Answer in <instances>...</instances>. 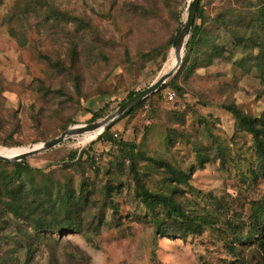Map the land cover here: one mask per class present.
<instances>
[{"label":"rangeland","instance_id":"obj_1","mask_svg":"<svg viewBox=\"0 0 264 264\" xmlns=\"http://www.w3.org/2000/svg\"><path fill=\"white\" fill-rule=\"evenodd\" d=\"M19 1L0 0V151L38 146L68 127L92 123L98 113L103 117L93 122L100 121L127 101L129 92L147 88L169 71L176 63L175 48L169 46V41L180 28L178 21L182 24L185 20L191 2L47 0L60 11L82 17L84 26L49 23L37 31L30 26L35 21L33 17L43 11L41 2L36 0L35 14L27 7L30 0H23L18 13L22 19L27 15L23 27L26 34L22 35L29 42L20 45L9 29L10 11ZM247 1L264 4V0H202L207 22L204 27L217 40L230 42V36L213 24L212 17L224 9L235 14L236 10H243ZM245 11L249 15L253 8ZM261 32L264 35L263 28ZM50 33L52 36H48ZM72 45H76L73 61L69 57ZM180 47L183 58V40ZM76 81L79 94L75 90ZM177 84L178 92L167 85L151 94L109 131L126 142L125 150L134 144L146 156L167 160L190 174L188 185L179 184L183 192L176 195L184 208L214 219V200L222 197L228 203L242 205V213H247L250 201L264 199V179L247 178L242 183L245 168L254 161L252 140L248 135L234 137V117L222 104L232 103L252 116L264 115V94L260 93L262 87L256 72L246 73L233 61L215 59L208 65L203 62L186 78L179 77ZM170 92L172 98L168 96ZM199 115L206 123L199 121ZM207 130L219 134L231 153L243 157L224 166L216 158L199 167L190 139ZM101 131L86 130L70 136L26 160L31 167L42 169L55 179L62 174L72 176L73 185L80 179L95 181V194L109 176H117L121 187L111 194L119 205L117 222L101 227L96 235L49 233L53 239L35 242L27 264H48L53 250L60 264H225L224 261L238 259L243 264H257L252 249L238 247L234 256L228 253L224 244L230 242L231 235L226 239L222 218L208 225L200 236L191 235L185 240L157 235L148 221V210L135 194L128 159L120 148L98 138ZM201 141L206 146L212 145L206 137ZM73 150L80 153L82 175L77 174L80 170L76 164L68 170L58 168L61 159ZM234 154L232 157H236ZM138 167L147 173L144 179L148 188L164 176L147 161H140ZM108 209L109 218L111 209ZM11 243L0 244L1 256L20 254L19 248Z\"/></svg>","mask_w":264,"mask_h":264},{"label":"trees","instance_id":"obj_2","mask_svg":"<svg viewBox=\"0 0 264 264\" xmlns=\"http://www.w3.org/2000/svg\"><path fill=\"white\" fill-rule=\"evenodd\" d=\"M38 1L41 2L40 9L43 11L33 17L35 21L30 26L37 31H40V26L49 23L54 26H60L62 23L84 26L82 17L60 11L47 0ZM22 2L23 0H20L14 10L10 11L9 29L10 34L20 45H27L29 39L22 35L26 34L23 27L27 15L25 14L22 19L18 13ZM202 6V0H199L179 69L151 94L167 85L178 92L179 77L186 78L203 62L208 65L215 59L223 62L233 61L235 66L246 73L255 71L262 87L260 93L264 94V35L261 32L262 28L264 30V4L256 5L247 1L243 10L235 9V14L224 9L212 17L213 24L222 29L225 35L230 36V42L217 40L218 37L207 31L204 27L206 20ZM27 7L37 13L36 0L28 1ZM250 8H253V11L247 15L245 10ZM178 25L180 27L181 20L178 21ZM48 36H52L51 33ZM173 39L174 36L171 37L169 46ZM75 56L76 45H72L69 49L70 60L73 61ZM74 79L77 80V76ZM78 85L76 81L75 90L79 94ZM140 91L129 92L127 100ZM58 92L62 94L61 90ZM147 97L133 107L130 113L142 105ZM222 106L234 117V137L248 135L252 140L254 161L245 168L242 183H245L247 178L252 181L264 179V115H249L232 103L225 102ZM102 117V114H95L91 122ZM198 118L200 122L206 123L200 115ZM65 127L67 126L65 125L63 129ZM109 130L103 131L98 138L120 148L128 159V167L135 183V194L141 206L148 210V221L154 226L157 235L175 236L185 240L191 235L200 236L208 225L222 218L226 239L231 235L230 242L225 241L224 244L228 253L234 256L238 247L252 249L257 264H264V199L250 201L247 213H242V205L228 203L226 198L219 197L214 200L216 209L214 219L211 216L201 217L194 210L184 208L176 196L178 192H183L179 184L188 185L189 173L167 160L146 156L141 150L136 149L134 144L129 143V149L125 150L126 142L113 137ZM204 137L212 142V145H204L201 141ZM46 138L47 136L44 137ZM231 141L235 142L232 138ZM190 142L199 167L216 158H219L221 166H224L230 161L234 163L238 160L237 157L241 156L231 153L229 145L225 144L219 134L212 133L211 130H207L205 134L201 131L198 135L192 136ZM79 154L76 150L69 152L65 159H61L62 165L58 168L68 170L69 166L76 164L80 170L77 174L82 175ZM232 154L236 157H232ZM140 161H147L161 170L164 176L158 184L155 183L150 188L146 186L147 181L144 177L147 173L138 167ZM120 184L117 176H109V179L98 186V193L95 194V181L89 183L87 179H80L73 185L72 176L62 174L60 179H55L42 169L31 167L26 158L22 163L0 160V244L12 241L11 246L18 247L20 251L18 255L14 253L0 255V264H27L35 242L53 239L49 233L81 232L84 235L87 233L96 235L101 227L117 222L119 205L113 201L111 194L120 189ZM95 195L97 196L94 198ZM108 208L111 209L109 218L108 213L106 215ZM224 263L243 264L240 259ZM48 264H60L54 250L49 255Z\"/></svg>","mask_w":264,"mask_h":264},{"label":"water","instance_id":"obj_3","mask_svg":"<svg viewBox=\"0 0 264 264\" xmlns=\"http://www.w3.org/2000/svg\"><path fill=\"white\" fill-rule=\"evenodd\" d=\"M198 2L199 0H191V2L189 3L186 18L181 24L180 28L175 33V36L172 42V48L176 47L178 43H180L183 40V50H184L186 38L189 35L192 22H193V18H194V14L198 6ZM181 61H182V54L179 53L177 55L175 65L169 71H167L166 73H163L149 87L141 90L140 92L132 96L130 99L125 101L123 104H121L112 114L103 118L102 120L89 123L85 125L84 127H77V128L68 127L63 132H61L58 136L42 142L37 147H33L34 145H30L27 151H24L18 156L10 158V157L0 155V160L22 163L24 159L27 158L28 156L48 150L60 144L62 141H64L66 138L70 136L82 134L86 130H98V129H101L102 127L104 128L102 129L101 132L109 129L123 115L129 113L133 109V107H135L141 100H143L148 95H150L151 93L159 89L161 85L164 84L166 80L169 79L175 73Z\"/></svg>","mask_w":264,"mask_h":264},{"label":"bare ground","instance_id":"obj_4","mask_svg":"<svg viewBox=\"0 0 264 264\" xmlns=\"http://www.w3.org/2000/svg\"><path fill=\"white\" fill-rule=\"evenodd\" d=\"M180 44H181V42L180 43H178V45L176 46V47H174L175 48V55H176V59H177V55L179 54V47H180ZM181 48V47H180ZM172 54V53H171ZM104 127H102L101 129H103ZM99 130V129H98ZM39 146V145H38ZM33 147H37V146H33ZM29 149V148H28ZM28 149H26V150H24V149H6V150H3V151H0V155H2V156H6V157H8V156H11V155H15V156H18L19 154H21V153H23L24 151H27ZM14 156V157H15Z\"/></svg>","mask_w":264,"mask_h":264},{"label":"built area","instance_id":"obj_5","mask_svg":"<svg viewBox=\"0 0 264 264\" xmlns=\"http://www.w3.org/2000/svg\"><path fill=\"white\" fill-rule=\"evenodd\" d=\"M168 96H169V98H172V96H173V92L171 93H168Z\"/></svg>","mask_w":264,"mask_h":264}]
</instances>
